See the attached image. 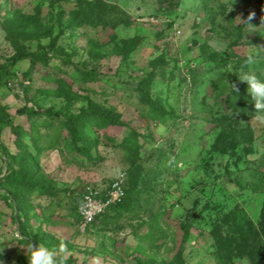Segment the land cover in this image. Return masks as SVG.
<instances>
[{
  "label": "rangeland",
  "instance_id": "obj_1",
  "mask_svg": "<svg viewBox=\"0 0 264 264\" xmlns=\"http://www.w3.org/2000/svg\"><path fill=\"white\" fill-rule=\"evenodd\" d=\"M260 47L264 0H0V64L27 56L0 88V264L32 240L68 264H264V113L237 77L251 53L264 80ZM89 107L121 124L51 113Z\"/></svg>",
  "mask_w": 264,
  "mask_h": 264
},
{
  "label": "clouds",
  "instance_id": "obj_2",
  "mask_svg": "<svg viewBox=\"0 0 264 264\" xmlns=\"http://www.w3.org/2000/svg\"><path fill=\"white\" fill-rule=\"evenodd\" d=\"M254 17L255 12H250L246 20H241L240 17L239 20L247 24L253 31V25L250 21L253 20ZM257 62V55L251 53L247 54L243 61L241 73L237 77L240 82L247 84V92L254 106V111L257 113H264V80L260 79L255 71L251 70L252 66ZM244 68H248L249 71H244ZM230 90L231 92H239V88L235 84L230 85ZM0 251H2V249H0ZM26 256L28 264H68V260L71 257V255L67 253L66 246L61 245L59 249H55L50 248L43 242L39 244L30 243L26 248Z\"/></svg>",
  "mask_w": 264,
  "mask_h": 264
},
{
  "label": "trees",
  "instance_id": "obj_3",
  "mask_svg": "<svg viewBox=\"0 0 264 264\" xmlns=\"http://www.w3.org/2000/svg\"><path fill=\"white\" fill-rule=\"evenodd\" d=\"M26 57L27 56L22 55V54L16 55L13 58L6 60L5 62L0 64V88H2L3 86H7L11 80H15L17 78L16 65L19 62L23 61ZM2 108H3V99L0 93V111L2 110ZM24 111L25 109L19 110V112H24ZM51 113L59 117L64 116V118L66 119V123L68 124V127L71 130H74L75 122H81L88 118L102 120V121H105L113 125L121 124L120 120H118L112 112L104 108L89 107L87 109L81 110L78 114L64 113L63 111H56V112L52 111ZM10 126L12 128V131L16 133L17 132L16 127L14 124V119L12 117L10 120ZM104 194H106V192ZM118 205H120V203L114 206H111L110 208H113ZM32 243H37V241L32 240Z\"/></svg>",
  "mask_w": 264,
  "mask_h": 264
},
{
  "label": "built area",
  "instance_id": "obj_4",
  "mask_svg": "<svg viewBox=\"0 0 264 264\" xmlns=\"http://www.w3.org/2000/svg\"><path fill=\"white\" fill-rule=\"evenodd\" d=\"M125 198L123 179L114 181L106 194L92 188L86 192L84 202L80 208V227L85 230L98 217L102 216L108 208L121 203Z\"/></svg>",
  "mask_w": 264,
  "mask_h": 264
}]
</instances>
